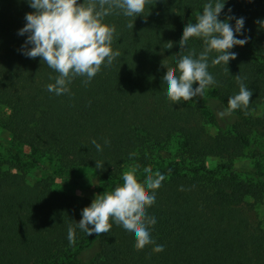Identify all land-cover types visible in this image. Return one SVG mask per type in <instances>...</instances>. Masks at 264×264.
Returning <instances> with one entry per match:
<instances>
[{
    "label": "trees",
    "instance_id": "trees-1",
    "mask_svg": "<svg viewBox=\"0 0 264 264\" xmlns=\"http://www.w3.org/2000/svg\"><path fill=\"white\" fill-rule=\"evenodd\" d=\"M206 2L146 0L132 17L111 10L103 23L115 29L111 48L117 55L89 83L74 77L69 92L56 95L46 86L58 73L39 57L20 54L25 37L17 31L33 10L26 0H0V127L12 142L54 158L74 181L76 169L93 170L103 192L122 186L123 174L133 168L142 185L144 169L164 176L146 210L157 221L151 237L164 245L154 252L155 244L137 250L115 224L108 233L87 236L75 223L88 198L55 191L52 175L29 185L23 168L10 164L18 171H0V264H264V224L254 226L248 211L251 201H263L264 170L233 167L247 147L264 164V29L257 23L264 19V0H227L219 19L229 8L244 17L248 42L230 50L237 55L228 71L212 65L216 53L209 54L215 84L188 101L165 96V73L182 56L203 50L202 38H190L184 47L178 41ZM236 75L252 91L249 104L218 117L207 100L226 109L228 97L239 91ZM14 157L24 158L17 151ZM211 157L223 162L210 169Z\"/></svg>",
    "mask_w": 264,
    "mask_h": 264
},
{
    "label": "clouds",
    "instance_id": "clouds-1",
    "mask_svg": "<svg viewBox=\"0 0 264 264\" xmlns=\"http://www.w3.org/2000/svg\"><path fill=\"white\" fill-rule=\"evenodd\" d=\"M26 3L33 11L25 13V23L17 31L18 36L25 37L20 54L31 59L39 57L58 73L55 82L46 88L61 95L69 92L68 85L74 77H86L83 83H89L102 63L111 64L117 55L111 48L115 29L103 23L104 17L113 9H119L127 17L137 16L143 12L146 0H26ZM226 3L227 0H207L196 22L183 27L178 41L180 47L193 37L202 38L204 47L198 56H182L175 62V70L169 69L162 77L165 96L171 101L191 100L216 83L208 71L211 52L216 53L211 64H223L226 68L237 55L230 50L248 42V37L244 35V17H235L229 8L226 18L219 19ZM257 23L264 29V19ZM166 44L168 48L172 47L171 42ZM235 77L239 91L228 97L227 108L218 112V117L230 115L232 111L249 104L252 91L238 75ZM194 83L196 87H193ZM92 143L97 151L101 150V145L95 140ZM102 165L95 162L97 169H101ZM135 172L133 168L123 174L122 186L95 195L90 204L81 209V218L75 223V228L90 236L93 233H108L115 224L130 236L137 250L155 244L153 251L162 252L164 245L156 244L149 230L157 223L156 218L148 216L146 210L154 204L155 190L160 187L164 176L156 173L153 177L149 175V169H144L146 178L142 185L137 181ZM75 228L70 225L67 229L70 243L74 242Z\"/></svg>",
    "mask_w": 264,
    "mask_h": 264
},
{
    "label": "rangeland",
    "instance_id": "rangeland-1",
    "mask_svg": "<svg viewBox=\"0 0 264 264\" xmlns=\"http://www.w3.org/2000/svg\"><path fill=\"white\" fill-rule=\"evenodd\" d=\"M207 103L216 112L220 111L219 105L211 99H208ZM260 114L261 112L259 111L256 115ZM207 128L213 134L216 132V129L211 127V125H208ZM10 144H12V147H10ZM259 149H261V151L264 150V144L260 145ZM16 151L24 157L20 162H17L14 157ZM253 154H255L254 149L247 147L244 150L243 157L233 161V167L247 168L252 171L257 170V168H259V170H264V164L257 158H252ZM222 162L223 161L218 158L211 157L207 158L206 166L211 169ZM12 163H18L23 168L22 171H24L25 174V181L29 185L36 183L47 175H52L54 178L51 179V182L55 191L84 196L90 201L95 195L104 193L99 183V178L93 170L88 168L76 169L75 174L79 179L77 181L69 179L65 177V175L68 174L67 171L63 170L54 158L48 156L42 158L27 146L13 143L8 133L0 127V171L12 170L13 172H17V169L11 168L10 164ZM57 175H59V178L55 177ZM80 178L86 179L87 182H83ZM250 203L251 207L248 208V211L252 224L254 226H262L264 224V198L262 203L252 201Z\"/></svg>",
    "mask_w": 264,
    "mask_h": 264
}]
</instances>
